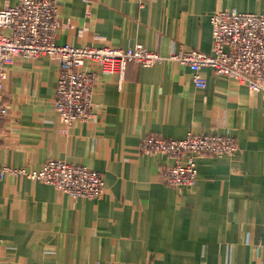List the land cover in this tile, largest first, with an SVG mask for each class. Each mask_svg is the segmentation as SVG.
<instances>
[{
    "label": "crops",
    "instance_id": "obj_1",
    "mask_svg": "<svg viewBox=\"0 0 264 264\" xmlns=\"http://www.w3.org/2000/svg\"><path fill=\"white\" fill-rule=\"evenodd\" d=\"M19 0H0V9ZM58 43L161 54L212 53L210 15L264 13V0H59ZM98 72L94 115L65 124L55 108L61 63L16 57L4 80L0 169L49 159L105 177L101 197L73 198L26 177L0 179V264H264V95L206 67L205 88L176 60ZM230 135L234 154L196 155L194 186L163 180L174 159L143 153V139Z\"/></svg>",
    "mask_w": 264,
    "mask_h": 264
},
{
    "label": "built area",
    "instance_id": "obj_2",
    "mask_svg": "<svg viewBox=\"0 0 264 264\" xmlns=\"http://www.w3.org/2000/svg\"><path fill=\"white\" fill-rule=\"evenodd\" d=\"M213 26L212 53L196 49L161 54L143 44L128 48L112 46H75L58 43L60 29L59 0H19L17 5L0 9V121L4 116V80L8 66L19 55L39 58L55 56L61 63L55 108L65 124L88 120L98 72L88 70L97 65L104 73H116L124 78L131 62L152 66L168 60L189 65L197 87L205 88L203 69H214L248 86L251 94L264 95V13L220 9L210 15ZM143 153H160L174 159L163 170V180L171 186H194L199 173L196 155L216 156L234 154L239 145L235 137L218 134H197L190 131L181 139L150 135L143 139ZM7 176L26 177L55 186L73 198H97L105 193L102 173L86 165L49 159L38 170L4 166L0 179Z\"/></svg>",
    "mask_w": 264,
    "mask_h": 264
}]
</instances>
